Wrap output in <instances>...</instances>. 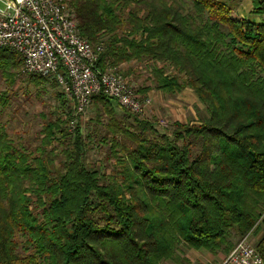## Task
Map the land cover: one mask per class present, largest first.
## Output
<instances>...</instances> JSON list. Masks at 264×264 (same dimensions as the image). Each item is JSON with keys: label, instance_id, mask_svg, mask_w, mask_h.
<instances>
[{"label": "trees", "instance_id": "16d2710c", "mask_svg": "<svg viewBox=\"0 0 264 264\" xmlns=\"http://www.w3.org/2000/svg\"><path fill=\"white\" fill-rule=\"evenodd\" d=\"M191 1L240 45L233 48L235 67L227 78L220 77L227 67L212 45L216 32L180 31L170 19L163 21L162 12L155 15L156 29L134 28L125 38L105 40V32L134 26L133 14L124 21L117 0L68 4L80 36L103 43L98 68L144 56L170 62L186 79L154 70L153 87L167 93L191 88L210 118L199 127L175 123L164 135L147 119L117 117L114 100L94 97L107 117L113 155L120 153L131 168L121 182L84 164L79 129L65 147L70 133L59 120L45 121L37 157L0 133V264H159L177 256L181 243L213 254L232 248L229 239L256 229L258 220L263 237L256 249L264 261V88L251 80L256 69L264 71V0L253 1L260 24L217 0ZM138 33L147 38L136 41ZM13 55L0 50V66L7 67ZM55 131L59 167L53 164L57 147L50 148ZM136 178L138 189L131 185ZM27 194L35 197L33 206Z\"/></svg>", "mask_w": 264, "mask_h": 264}, {"label": "rangeland", "instance_id": "374dc122", "mask_svg": "<svg viewBox=\"0 0 264 264\" xmlns=\"http://www.w3.org/2000/svg\"><path fill=\"white\" fill-rule=\"evenodd\" d=\"M117 1L114 7L120 5V14L124 21H127V18L130 17L129 14H133L135 21H132V23L134 26H130L127 23L120 30L123 32L118 34L105 32V40L112 38L114 35L118 38H125L128 35L127 31H134V28H140L139 31L156 29L157 20L155 15L157 14L156 17L159 18L158 15L163 12L166 15L163 16V21H166V18L170 19L173 25L179 28L180 31L216 32L218 40L211 44L216 48L218 63L221 67H227V70H219L220 77L227 78L230 74L229 71H231L228 69L234 70L236 58L233 48L240 47V45L231 38L226 28L209 20L206 12L197 10L191 0ZM253 1L248 4L244 1L226 3L227 5L221 3L231 7L240 17L245 13L248 16L244 19L260 24L263 18L253 13ZM65 2L68 7L71 0H65ZM250 8L251 12L247 13L246 11ZM190 34L193 35L192 33ZM146 38V33H138L133 36V39L136 41L145 40ZM207 42H209L208 38ZM10 59L7 67L0 66V133L6 135L7 140L11 141L16 147H23L32 153L33 157H37L36 149L44 138L42 129L45 121L48 119H52L51 121L59 120L61 122L60 128L70 133L64 140L66 141L65 147L73 144L74 138L72 135L76 128L79 129L84 146V164L92 166L100 175L115 177L121 182L123 173L127 169L131 172V168L124 156L118 152L117 155H113L112 153L110 136H106L104 129L107 117L102 105L94 100L82 115L74 117L72 116V105L62 96L54 79L33 78L23 72L21 61L17 56L13 55ZM118 68V72L136 96L140 100L148 101V104L145 105V114L137 119H147L160 134L170 135L175 123L199 127L201 123L209 121L210 113L208 107L200 102L191 88H185L180 92L167 93L158 92L153 87L154 70L162 71L163 75L168 78L177 77L179 81L186 79L184 73H180L170 62H159L158 60L144 56L139 60L134 59L127 63H121ZM254 72L255 75L251 80L254 82L260 80L263 83V87L259 86V89L260 87L264 88V71L256 69ZM148 88L157 92L151 94L144 92ZM112 104L117 117H121L122 114L132 115L121 106H118L116 102H112ZM132 116L135 117V115ZM126 121L128 122L125 123H132L131 119ZM51 139L50 148L57 147L55 155H58L57 160L53 159V164L59 167V163L63 161V157L61 148L58 147L59 142H61L58 132L55 131ZM131 185L135 189H138L141 186V181L136 178L131 182ZM124 193L127 201L130 202L128 192L125 191ZM27 195L33 206L35 197ZM143 197L140 195V199H143ZM259 222L260 220L255 225L258 227L251 230L250 242L254 246L263 237V231L258 230ZM240 239L235 237L229 239V245L231 244L233 248ZM20 241L24 242V239L20 238ZM177 250V256L164 259L159 264H202L204 260L206 262H209V260L216 261L218 260V253L226 250V247L222 246L215 254L207 250H201L200 253L196 254L194 250L188 249L184 243H181L177 244ZM206 252L210 253V255ZM43 264L46 263L44 262Z\"/></svg>", "mask_w": 264, "mask_h": 264}, {"label": "built area", "instance_id": "2783aa9c", "mask_svg": "<svg viewBox=\"0 0 264 264\" xmlns=\"http://www.w3.org/2000/svg\"><path fill=\"white\" fill-rule=\"evenodd\" d=\"M0 50L17 56L25 74L54 79L74 117L82 115L98 95L136 117L145 114L148 101L136 96L117 67L106 63L98 68L103 43L93 45L80 36L65 0H0ZM251 232L220 264H264L250 242Z\"/></svg>", "mask_w": 264, "mask_h": 264}, {"label": "crops", "instance_id": "0c3cea01", "mask_svg": "<svg viewBox=\"0 0 264 264\" xmlns=\"http://www.w3.org/2000/svg\"><path fill=\"white\" fill-rule=\"evenodd\" d=\"M220 2H222V3H224V4H230V3H239V2H242V1H244V2H246L247 4L248 3H252V1L253 0H219ZM226 4V5H227ZM251 7V6H250ZM247 13H249V12H251V8L250 9H248V11H246ZM248 15H245V13H244V15H242L241 17L242 18H246ZM144 92H147V93H149V94H151V93H153V92H157V91H154V90H151V89H149V90H147V91H144ZM159 92V91H158ZM188 249H190V250H194V252H196V254L197 253H200V251L201 250H205V249H203V248H200V249H195V248H190V247H188ZM232 248H228V249H226V250H224V251H222V252H219L218 253V260H216V261H212V260H209V262H206L205 260H204V262H202V264H220L221 262H222V260L225 258V256L229 253V251L231 250ZM206 251V250H205ZM208 255H210V253H208V252H206ZM189 257V256H188Z\"/></svg>", "mask_w": 264, "mask_h": 264}]
</instances>
